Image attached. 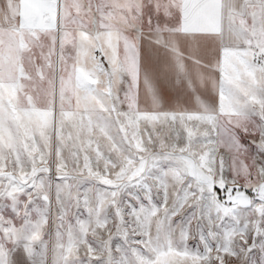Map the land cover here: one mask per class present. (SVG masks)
<instances>
[{"label": "snow or ice", "instance_id": "snow-or-ice-1", "mask_svg": "<svg viewBox=\"0 0 264 264\" xmlns=\"http://www.w3.org/2000/svg\"><path fill=\"white\" fill-rule=\"evenodd\" d=\"M0 264H264V0H0Z\"/></svg>", "mask_w": 264, "mask_h": 264}]
</instances>
